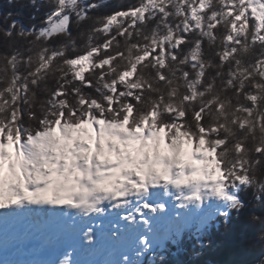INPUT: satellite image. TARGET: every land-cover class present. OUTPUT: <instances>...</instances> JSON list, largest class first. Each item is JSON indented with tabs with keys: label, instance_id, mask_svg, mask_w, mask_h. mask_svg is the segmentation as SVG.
Wrapping results in <instances>:
<instances>
[{
	"label": "snow or ice",
	"instance_id": "snow-or-ice-1",
	"mask_svg": "<svg viewBox=\"0 0 264 264\" xmlns=\"http://www.w3.org/2000/svg\"><path fill=\"white\" fill-rule=\"evenodd\" d=\"M20 6L0 23V249L189 264L185 239L199 255L223 223L264 260V0Z\"/></svg>",
	"mask_w": 264,
	"mask_h": 264
},
{
	"label": "trees",
	"instance_id": "trees-1",
	"mask_svg": "<svg viewBox=\"0 0 264 264\" xmlns=\"http://www.w3.org/2000/svg\"><path fill=\"white\" fill-rule=\"evenodd\" d=\"M130 2V0H125V3ZM23 3L27 5V0H20V3L15 2L9 5L8 0H0V23H7L6 20L3 21V16L8 11L18 12L21 11L20 4ZM24 15L18 16V19H22L26 26H31L32 24L39 25L40 21L43 19L44 12L48 11V8L41 7L40 11L36 13V19H29V15L33 12L30 7H25L23 9ZM238 232V230H237ZM251 236V232L246 233L244 236L234 239L233 229L229 226L220 223L219 227H213L209 237L205 238L207 247L200 252L199 255H193L192 249L185 239L183 248L179 257H172V259H180L189 264H233L234 261L239 259H246L250 264H256L260 261L264 264L261 254L258 250L252 251L246 256L241 257L239 255L240 246ZM246 237V238H245ZM172 252L176 251L175 247L169 245Z\"/></svg>",
	"mask_w": 264,
	"mask_h": 264
},
{
	"label": "bare ground",
	"instance_id": "bare-ground-1",
	"mask_svg": "<svg viewBox=\"0 0 264 264\" xmlns=\"http://www.w3.org/2000/svg\"><path fill=\"white\" fill-rule=\"evenodd\" d=\"M5 259L18 261L19 264H42L47 259V254L38 248L19 252H6L0 249V262ZM96 259L102 261L103 256H98Z\"/></svg>",
	"mask_w": 264,
	"mask_h": 264
}]
</instances>
